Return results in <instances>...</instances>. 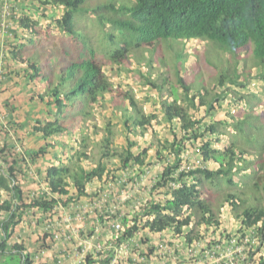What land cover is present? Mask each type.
Listing matches in <instances>:
<instances>
[{"label":"trees","instance_id":"obj_1","mask_svg":"<svg viewBox=\"0 0 264 264\" xmlns=\"http://www.w3.org/2000/svg\"><path fill=\"white\" fill-rule=\"evenodd\" d=\"M34 1L59 15L44 24L25 14L18 18L27 35L8 45L5 73L15 71L37 101L39 114L29 129L43 142L31 159L48 149L60 155L45 172L54 196L26 202L18 168L25 156L12 154L4 142L7 132L0 135V190L7 195L0 198V264H33L22 243L8 245L25 209L77 200L87 195L88 182L112 177L116 163L115 169L144 165L151 148L157 160L169 157L152 190L162 188L170 196L143 204L130 226L123 219L119 239L143 229L172 230L187 245L206 236L208 248L235 239L245 253L242 264H264V0H89L91 8L87 0ZM75 13L95 15L97 27L114 45L107 52L109 63L131 60L138 71L154 69L157 55V66L171 68L174 81L161 71L160 83L145 69L144 84L158 94L161 85L169 90L156 109L147 111L126 83L105 72L90 36L77 28ZM197 41L203 47L190 50ZM200 52L210 88L198 70ZM187 73L202 79L195 90ZM227 99L233 103L226 116L213 117ZM13 116L6 124L11 130L22 125ZM156 124L165 127V137H159ZM119 127L121 134H130L121 147L115 141ZM188 147L201 164L179 171ZM168 180L180 184L169 189ZM220 207L235 224H223ZM250 230L253 241L243 242ZM109 261L108 255L86 256L84 264Z\"/></svg>","mask_w":264,"mask_h":264},{"label":"crops","instance_id":"obj_2","mask_svg":"<svg viewBox=\"0 0 264 264\" xmlns=\"http://www.w3.org/2000/svg\"><path fill=\"white\" fill-rule=\"evenodd\" d=\"M10 2L11 11L3 15L4 2L0 0V125L5 127L0 129V135L7 132L4 142L9 144L12 154L18 153L20 156H25L18 166L21 170L19 180L23 198L29 202L33 197L43 196L49 199L54 196L48 192L45 172L48 166L57 162L60 154L58 149H48L44 155L31 159V151L43 142L29 129L30 121L39 114L35 109L37 101L30 98V92L26 91L30 86L26 85L15 71L6 75L5 57L8 45L18 40L21 41L27 35L18 24V18L22 14L29 15L39 20L40 23H46L53 17H57L60 11L51 9L48 5L39 6L34 0H10ZM43 13L46 16L40 17ZM8 64L11 65L10 62ZM105 68L108 74L112 70L120 71V65L111 63ZM112 80L125 86L126 82L118 76H113ZM14 92L16 95L12 96ZM153 107H156V102ZM13 115H17V121L22 125L20 128L11 130L6 123L8 118H14ZM117 129L120 131L121 127ZM158 135L163 138L166 133L158 132ZM129 136L130 134L116 135V139H121L119 142L116 140V143L121 147ZM139 143L141 147L146 145L143 139ZM186 155L187 162L197 158L194 150L189 147ZM146 158L142 166L130 164L124 169H115L116 163L112 168L114 171H111L112 177L106 179L104 183L96 179L88 182L86 184L87 195L66 205L58 204L48 209L38 207L25 209L19 223L14 227L8 245L15 242L22 243L29 252L33 264H74L79 257L89 256L95 259L106 252L111 259L115 255L121 259H127V264H177L175 259L181 261L186 258L188 249L192 247L191 244L185 243L183 236L176 237L172 230L153 234L143 229L125 242L126 250L125 248L120 249L118 242L114 240L116 232L111 226L109 217L113 208L125 214V218H129L139 213L138 205L146 204L151 199H158L161 195H164V198L169 197L162 188L152 190L162 166L169 157L165 156L157 160L151 148ZM102 191H107L108 197L102 202H97L99 193ZM6 196V193L0 190V198ZM78 214H81L80 219H77ZM231 222L235 224L232 219ZM53 232L59 234V237H55ZM206 238L204 236L203 240ZM110 244L114 247H105ZM165 244L170 248H175L176 254L171 256V252L167 253V251L164 255L157 253ZM100 248L102 249L99 250ZM150 249L152 252L147 256L145 253ZM181 252H184L183 255ZM143 256H146L147 261L137 262L138 258Z\"/></svg>","mask_w":264,"mask_h":264},{"label":"rangeland","instance_id":"obj_3","mask_svg":"<svg viewBox=\"0 0 264 264\" xmlns=\"http://www.w3.org/2000/svg\"><path fill=\"white\" fill-rule=\"evenodd\" d=\"M86 7H90L91 8V3L89 2V0L86 1L85 3ZM95 7V5H94ZM80 13H75L74 17H75V24L77 25V28H79V31L81 32V35H88L90 36V39L92 41V44L96 50L97 56L98 58L102 61L105 62V67L109 66V61H108V55L107 52H109L111 49L114 48L113 43H109L106 40L105 35L103 34L104 32L101 31L99 29V27H97L96 24V20L94 18V14H84L82 16L79 15ZM49 19V18H46ZM43 20V19H42ZM43 22V21H42ZM45 23V22H44ZM43 23V24H44ZM117 39V38H116ZM116 41V40H115ZM197 46V47H203L202 42H195V44H191L188 48L191 50V46ZM160 52V51H159ZM167 53V51L165 52V54ZM198 54V58H199V63L197 64L198 66V70H200L204 76V79L206 81V87L211 86V83L209 84L208 82V66L205 64L204 60L201 56V52L197 53ZM167 55V54H166ZM196 55V53H195ZM157 55L154 56V64L156 65L154 69H150L149 67H140V71L137 70L138 65H136L135 63L131 64V60L129 61H125L121 66H120V71L118 70H112L110 71L109 75L110 76H118L119 78L122 79V81H125L127 86L130 87L133 91V93L135 94V96L137 97V99L139 100V103L147 110V111H151L154 110L155 108H157V103H158V98L159 97H167L168 96V88L167 85H161L162 89L160 91V94H158V92L153 89L150 85L144 84L143 82V77L145 76V69H148L149 71H151L152 76L154 77L153 79L156 80V82L160 83V80L158 78H156L158 72L161 71H165V76L170 77V79L172 81H174V76L172 73L171 68L169 69V67H167L166 69L164 67L161 66H157ZM193 58V57H192ZM133 61V60H132ZM106 69V68H105ZM118 69V68H116ZM197 69V68H196ZM210 69V68H209ZM254 72V71H253ZM111 77V78H112ZM152 78V77H151ZM202 79L199 78V75H194V80L192 79V75L190 73H187V81L191 83L192 85V90H195L194 88L197 86L196 84H199L200 81ZM194 85H193V83ZM220 90V88L218 89ZM170 98V97H169ZM233 103V100L231 99H227V100H223V108L222 109H218L217 111H215L214 113H212L211 115L215 118H222L223 116H226V109H229L231 106V103ZM156 102V107L154 108L153 105ZM202 112H199L198 114H200ZM17 114V113H16ZM7 124V123H6ZM157 125V130L159 133L163 132L166 133L167 135V131L165 129V127L163 125ZM118 126V125H117ZM116 126V127H117ZM117 135H121V132L115 128ZM119 138V137H118ZM119 140L121 141V139H116L115 141ZM220 220H223V224H229L231 225V219L230 217L227 218L228 213L225 210L224 207H220ZM225 214V215H224ZM226 218V219H225Z\"/></svg>","mask_w":264,"mask_h":264},{"label":"built area","instance_id":"obj_4","mask_svg":"<svg viewBox=\"0 0 264 264\" xmlns=\"http://www.w3.org/2000/svg\"><path fill=\"white\" fill-rule=\"evenodd\" d=\"M3 15H7L10 11H11V2L10 0H3ZM185 156H187L185 154ZM201 161H199L198 159L193 160V161H184L180 168L179 171L182 170H188L189 168H193L196 165H200ZM178 171V170H176ZM176 171L173 173L172 176H174L176 174ZM180 181H176V180H168L167 181V187L169 189L175 188L177 186H179ZM164 195L160 196V199L162 201V199L164 200L165 198L163 197ZM168 196H170V193L168 192ZM108 197V193L107 191H102L99 193V199L97 202H102L104 200H106ZM143 205V204H142ZM142 205H138L139 208ZM111 219V226L112 228L115 230V236H114V240L118 242L119 244V248H125V242L128 241L131 238H121L120 234L122 232V230L125 228V225L123 224V219L126 220V226H130L133 224V216L129 217V218H125L126 215L122 214V212H119V210H117L116 208H113L111 211V215L109 216ZM81 218V214L77 215V219ZM173 232V231H172ZM254 234V230H250L248 237L245 238L243 240V242H247L248 240L253 241L252 236ZM53 235L55 237H59V234L54 233ZM176 235V234H175ZM176 237H180L177 236ZM254 238V236H253ZM208 239L206 238L205 240H193L191 243V247L192 249H188V255H186V258L181 259V261H177V259H175V262L177 264H237L236 262H239L238 264H242V260L245 257V253L243 251V247L242 246H236L235 245V239L230 240L229 243L227 244H223V245H213L210 248H208V245L205 244V242H207ZM105 247H114L112 246V244L107 245ZM108 248H106L108 250ZM102 248H100L99 250H101ZM171 249V251H170ZM126 250V248H125ZM103 251V250H102ZM169 253L171 252V256L176 254V249L175 248H170L169 246H167V244H165V246L161 247L160 250L157 251V253L159 254H163L164 252ZM181 251V250H180ZM151 251H147L145 254L148 256L150 255ZM166 253V254H167ZM184 252H181V255H183ZM104 256H107V252L106 254H102ZM110 257V261L108 264H127V259H121V257L116 256L113 257L111 259ZM84 260L85 257H79L76 259L74 264H84ZM146 260V256L140 257L138 258L137 262L139 263H145ZM137 264V263H134Z\"/></svg>","mask_w":264,"mask_h":264}]
</instances>
